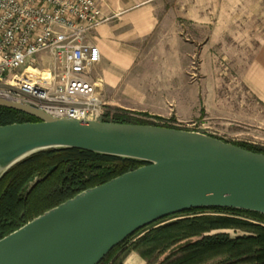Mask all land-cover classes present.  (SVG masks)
Returning <instances> with one entry per match:
<instances>
[{"label": "water", "instance_id": "water-1", "mask_svg": "<svg viewBox=\"0 0 264 264\" xmlns=\"http://www.w3.org/2000/svg\"><path fill=\"white\" fill-rule=\"evenodd\" d=\"M0 106L37 120L0 126V179L47 149L147 163L78 193L0 239V264H99L137 231L190 209L264 215V153L205 132L60 118L1 97Z\"/></svg>", "mask_w": 264, "mask_h": 264}, {"label": "crops", "instance_id": "crops-1", "mask_svg": "<svg viewBox=\"0 0 264 264\" xmlns=\"http://www.w3.org/2000/svg\"><path fill=\"white\" fill-rule=\"evenodd\" d=\"M98 1L111 19L87 36L101 53L90 81L106 109L193 122L202 110L208 112L203 83L191 77L194 58L197 72L206 77L209 69L218 70L208 61L224 55L210 47L230 44L233 66L242 69L248 88L264 102V0ZM181 22L208 31L183 37ZM124 264L146 261L130 251Z\"/></svg>", "mask_w": 264, "mask_h": 264}, {"label": "trees", "instance_id": "trees-1", "mask_svg": "<svg viewBox=\"0 0 264 264\" xmlns=\"http://www.w3.org/2000/svg\"><path fill=\"white\" fill-rule=\"evenodd\" d=\"M130 113L114 109V114L107 113L105 120L186 129L169 124L171 120L154 117L164 123L149 122L132 118ZM27 121L37 120L23 112L0 106V126ZM233 144L264 153V147ZM145 164L140 160L76 148L47 149L29 156L0 179V239L78 193ZM209 211L231 212L236 216L207 215ZM179 215L192 216L165 222ZM231 228L240 229L244 234L233 237L227 232L212 233ZM130 251L138 252L145 261L170 251L161 264H209L213 261L220 264H264V215L231 208L190 209L137 231L99 264H124V258Z\"/></svg>", "mask_w": 264, "mask_h": 264}, {"label": "built area", "instance_id": "built-area-1", "mask_svg": "<svg viewBox=\"0 0 264 264\" xmlns=\"http://www.w3.org/2000/svg\"><path fill=\"white\" fill-rule=\"evenodd\" d=\"M110 19L98 0H0V97L60 118L106 121L90 81L101 53L87 36ZM202 127L185 126L207 133Z\"/></svg>", "mask_w": 264, "mask_h": 264}, {"label": "rangeland", "instance_id": "rangeland-1", "mask_svg": "<svg viewBox=\"0 0 264 264\" xmlns=\"http://www.w3.org/2000/svg\"><path fill=\"white\" fill-rule=\"evenodd\" d=\"M180 26V31L183 37L195 38L200 36L201 31H203V35L208 31L207 29H196L194 25L191 26L190 23L186 24L185 22H181ZM185 30L188 33H185ZM210 48H212L211 51L214 52L216 51V48H221L224 51V55H220L219 59L208 61L213 67L218 64V70L209 69V74L206 77H203L197 72L199 60L195 57L194 72L191 74L192 80L203 83L202 88L204 89V97L208 105V112L189 124L174 123L172 120L170 123L172 125H180L184 127L190 126L192 123H197L201 128H203L202 126H205V129L202 130L208 131L207 133L210 135L223 138L226 141L264 147V102H262L248 88L244 78L241 76L242 69L233 66V61L231 59L232 45H215ZM44 65H41L40 67H43ZM106 111L110 115L114 114L113 109L107 108ZM129 115L132 118H138L144 121H156L155 118L137 112H132ZM206 214L212 216H236L231 212L223 211H209ZM187 216L192 215L175 216L165 222L174 221ZM237 217L252 221L244 216ZM216 232H227L233 237L244 234L242 230L234 228L218 230L212 233ZM169 253L170 251L162 255L159 254L149 261H146V264H161L167 258ZM209 264L220 263L219 261H213Z\"/></svg>", "mask_w": 264, "mask_h": 264}]
</instances>
